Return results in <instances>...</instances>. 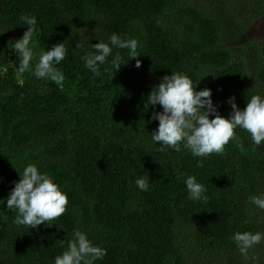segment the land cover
Returning a JSON list of instances; mask_svg holds the SVG:
<instances>
[{
	"label": "trees",
	"instance_id": "trees-1",
	"mask_svg": "<svg viewBox=\"0 0 264 264\" xmlns=\"http://www.w3.org/2000/svg\"><path fill=\"white\" fill-rule=\"evenodd\" d=\"M25 15L36 21L34 58L21 73L11 46L28 30ZM263 15L264 0H0V264H54L77 228L107 250L95 264H264V241L242 255L229 239L264 232V209L249 201L264 194V146L237 129L245 150L230 141L199 167L183 145L162 152L152 143V114L162 107L145 108L172 72L202 78L196 90L211 89L224 117L230 97L244 109L264 96V34L260 53L244 38ZM113 33L139 41L141 66L114 50L126 64L115 72L109 57L96 77L81 57ZM56 43L68 49L56 66L63 87L33 71L41 50ZM29 163L69 197L67 211L38 230L17 227L5 206ZM187 175L204 184L207 202L188 199ZM139 176H149L148 191L135 187Z\"/></svg>",
	"mask_w": 264,
	"mask_h": 264
},
{
	"label": "clouds",
	"instance_id": "clouds-1",
	"mask_svg": "<svg viewBox=\"0 0 264 264\" xmlns=\"http://www.w3.org/2000/svg\"><path fill=\"white\" fill-rule=\"evenodd\" d=\"M20 20L28 26V30L22 38L14 41L11 48L19 57L18 70L23 73L30 70L34 58L31 26L35 25L36 21L27 15L22 16ZM83 47L77 43L78 49ZM138 49L139 41L136 38L113 33L107 41L99 40L98 43L91 44V50L86 51L81 59L85 68L99 77L102 75L101 65H107L109 57L110 67L115 72L126 64L122 62L124 57L121 52L114 50H127L129 60L141 56ZM67 55L65 43H56L48 50H41L33 70L35 77L51 80L63 87L65 77L56 66L61 64ZM135 66L137 68L141 66L139 59H136ZM108 71L109 67L106 66L104 72ZM200 80L194 82L182 72H172L153 87L147 97L145 108L149 105L153 107L160 105L162 111L152 114V119L158 121L157 129L151 133L152 143L157 145L159 142L162 152H180L187 149L193 157L200 158L199 167L204 166L203 158L212 154H224L225 146L230 141H237V146L243 152L244 145L238 139L237 129L246 131L255 147L264 146V96L253 95L247 100L244 109L237 106L235 96L230 97L227 103L232 111L228 117H224L219 114L218 106L213 102L211 89L196 90ZM19 177V180L14 182L15 186L5 204L7 209L16 213L13 223L17 227L23 226L27 229L31 227L37 230L42 224L46 227L52 226L53 221L67 211L69 204L67 192L55 182L54 177L39 170L36 164H27L22 173H19ZM183 182L186 185L188 199L207 202L208 197L205 195L207 189L195 175L185 176ZM134 184L138 191H148L150 178L136 177ZM249 201L259 209H264V194L250 196ZM71 236L66 250L54 258V264H95L97 260H102L107 255V250L93 244L82 230L74 229ZM229 239L235 242L242 255H247L249 249L264 241V232L236 231Z\"/></svg>",
	"mask_w": 264,
	"mask_h": 264
},
{
	"label": "rangeland",
	"instance_id": "rangeland-1",
	"mask_svg": "<svg viewBox=\"0 0 264 264\" xmlns=\"http://www.w3.org/2000/svg\"><path fill=\"white\" fill-rule=\"evenodd\" d=\"M189 1V0H188ZM206 0H196V3L201 5L203 2H205ZM264 34V15L260 16L259 18L255 19L254 21H252L251 23L248 24L247 28H246V33H245V37L247 40L252 41L251 45L255 48L258 49V53L261 52L260 49V41L261 39H259L262 35ZM247 62H250L251 64L255 63L254 58L252 57L251 54H247L246 55V59ZM194 264V263H192Z\"/></svg>",
	"mask_w": 264,
	"mask_h": 264
}]
</instances>
